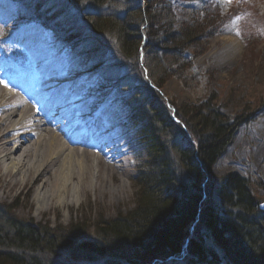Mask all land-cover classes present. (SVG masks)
<instances>
[{
	"label": "rangeland",
	"instance_id": "rangeland-1",
	"mask_svg": "<svg viewBox=\"0 0 264 264\" xmlns=\"http://www.w3.org/2000/svg\"><path fill=\"white\" fill-rule=\"evenodd\" d=\"M172 1L175 7V19L173 20L177 23L189 16L191 10L195 11L201 7L198 1ZM215 1L222 8L223 15H227L238 0ZM244 1L249 5L248 12L250 13L246 15L232 13L224 28L208 43L203 54L192 59L191 64L181 69L182 65L177 66V64L166 61V68L173 66L180 72V77L155 71L154 75L161 74L157 77L162 85L160 89H157L146 78L148 76L154 81L155 76L152 73L148 75L145 72L146 74L141 77L140 72L132 69L129 61L119 57L118 52L112 51L111 48L108 49L111 47L110 44L106 46L105 43L99 41H96L97 46V43L84 39V44L80 47L74 46L75 43L70 44L69 40L64 37L62 43L59 44L54 37L39 26L40 31L37 32V36L44 41V48L50 56L44 58L43 61H38V58L31 56L32 54L27 55L25 53L27 51L18 42V35L25 32L26 28L31 29L32 24H19L14 5L10 0H6L12 10L8 11V18L0 15V25L3 23L0 26L3 28V32L0 33L3 37L0 38V83L2 84L0 86L6 85L9 80L8 69L10 72L23 76L28 81L29 87L33 88L39 85L41 72L51 69L50 67L61 68L64 65L63 77L67 81L68 90L70 89L71 92V89L75 88V93L78 89L82 90L83 99L94 104L95 110L92 112V117L87 120L90 123L89 129L92 128L95 131V125H102L105 133L116 130L113 136L120 140L119 153L123 155L126 163H120L116 170L107 166L101 159L96 162L90 154L92 157H86L89 167L85 169L83 191L79 194L80 201L78 203L69 202L72 196L69 192L65 203L60 204L50 192L56 180L55 173L49 164L41 168L39 166L36 168L34 165V169L27 167L28 173L20 179L21 170L18 174L14 173L12 170H7L6 166L0 162V264H64V262L136 264V257L130 252L131 250L125 249L126 247L122 249V246H118L120 242L113 239L112 242L101 240L98 229L106 228L104 224L120 216L134 214L136 207L140 206L138 200L140 188L136 178L140 169V159L147 160L146 154L142 152L140 155V149L138 151L133 149L135 145H132V137H135V133L128 132L122 124L127 122L129 128L131 127L134 109L142 107L144 99L150 101L151 92L155 93L153 97L165 106L171 117L172 114L176 116L178 122L173 121L178 126L179 132L176 141L181 143L183 148H188V142H190L191 146L197 149L196 144L199 147L202 141L200 133L202 130H205L206 136L210 135L212 127L200 122L202 119L200 115L205 114L199 109L208 102L214 101L217 109L231 120L245 112L247 108L252 116L247 123L242 124L234 132L230 145L213 166L212 173L218 180L215 186L204 166L200 161L198 162V168L203 176L201 178L204 180L198 194L205 199L201 214H198L196 219L186 226L184 235L180 238V250L162 258H148L150 255L148 251L144 254L146 257L140 256L143 261L139 264H185V259L189 257V254L186 256L188 246L196 238L203 239L204 233L198 229L202 222V215L205 210L208 211L209 205H215L214 199L223 187L220 180L228 174L237 173L245 180L249 179L257 191V196L262 200L264 188L258 189L255 186L258 187L257 182L261 183V186L264 185V0ZM144 2L146 6L147 1L144 0ZM29 14L28 12L27 15ZM16 30L18 31L15 32ZM91 34L94 36L93 32ZM106 34L107 32L103 31L102 36ZM94 46L101 50L97 48L95 52L91 51ZM66 48L71 49V52ZM140 56L144 57L143 51ZM108 59L111 63L104 67L105 71L104 69L100 71L98 66H101L105 60L107 62ZM180 63L182 64V61ZM99 72L103 75V82L98 76ZM144 89L149 90V93ZM126 93L129 95L127 100L124 99L121 102L117 100ZM139 93L142 94V98L133 101ZM152 100L154 102L153 98ZM12 103V97L5 92H0V158L3 151L9 148V144L24 134L21 132L18 135L4 137L12 130L5 124L8 109L14 112L19 110L17 107H10ZM204 107L208 108V105ZM174 110L176 113L173 112ZM252 110L253 113H251ZM37 113L44 112L36 111ZM189 125H193L191 126L193 129ZM196 126L200 131L194 128ZM75 148L78 149L77 146ZM89 152L93 151L89 149ZM20 153L16 157H19ZM95 155L99 158L101 153L95 152ZM94 169H96L95 176L92 173ZM147 169L151 170L150 167L145 168V166L142 169L145 175ZM171 170L176 172L179 180L183 181L180 184L189 186L196 196V189L191 188L192 179L190 180L187 173L180 172L182 170L180 165L172 166ZM73 179L76 180V177ZM187 179L190 181L186 184L184 181ZM75 180L73 183L76 182ZM45 198H47L46 203H42L41 199ZM147 203H144L143 207L148 206ZM12 220L20 222L21 225L37 228L38 238L46 233V229L50 231L62 229L60 232L62 234L69 226L79 225L85 231L84 238L95 241L100 246L97 247L95 243L94 246L85 245L79 240L80 248L73 244L78 241L77 239L66 238V235L55 237L51 243L47 242L40 246L37 243L28 244L27 240L31 241L30 237L23 235H20L24 238L23 243L15 242L19 241L20 237L19 232L16 233L10 228ZM13 233L16 236H12ZM165 241L169 243V239ZM15 246L19 247L14 248ZM216 246L221 249L223 256V259L220 255L217 256L218 261L221 260L220 264L227 262L237 264L229 251L223 249L219 243ZM81 249L87 254H78V250L81 251ZM99 249L103 250L104 254L100 255ZM151 251L154 250L151 248ZM167 253L169 250L166 251ZM258 262L260 261L257 259L255 264H262Z\"/></svg>",
	"mask_w": 264,
	"mask_h": 264
},
{
	"label": "trees",
	"instance_id": "trees-1",
	"mask_svg": "<svg viewBox=\"0 0 264 264\" xmlns=\"http://www.w3.org/2000/svg\"><path fill=\"white\" fill-rule=\"evenodd\" d=\"M18 1L25 6L23 0ZM25 1L27 7L24 11L40 18L43 16L38 8L50 10L53 17L49 19L44 17L45 23L50 28H58L61 38L65 37L70 44L75 43L74 46L82 47L84 43L81 38L84 37L86 28L89 29L94 36L90 33L87 40L94 43L99 41L106 46L110 44L111 47L108 49L111 48L112 51L119 53V57L129 61L132 69L140 72L141 77L144 70L148 75L149 73L154 75L156 71L180 77V72L173 66L166 68V61L177 66L182 65L181 69H184L191 64L193 58L203 54L225 20L219 9L209 3L203 5L201 10H191L189 16L177 23L173 20L175 7L171 0H146V9L144 0H76L80 6L79 10L84 8L82 12H87V8L92 7L90 14L76 13L78 16L72 12L69 13L72 15L66 13L58 15L55 7L49 8L42 0ZM105 9L106 11H102ZM55 19L58 21L56 22ZM67 29L70 31L69 34H73L72 37L67 34ZM103 31L107 32L104 37ZM78 36L81 38L76 39ZM143 42L146 44L140 51ZM96 45L98 46V43ZM97 48L100 49L94 46L91 51L95 52ZM142 51L144 57L141 64ZM154 76V81L151 78L149 81L160 89L162 84L158 77ZM144 91L149 93L147 89ZM153 96L155 93L151 92L154 102L151 97L150 101L144 99L142 107L134 109L130 127L135 133V144L140 149V155L143 152L147 159H140V169L136 178L140 188L138 192L140 206L136 207L134 214L120 216L104 224L106 228L98 229L101 240L112 242L113 239L120 242L118 246H122V249L126 247L125 249L131 250L130 252L136 257V264L143 261L141 257H146L144 254L148 251H150L148 258H162L180 250V238L183 237L186 226L195 219L197 205L201 200V194L198 193L204 180L201 178L203 176L198 168V162L200 161L204 166L215 186L218 180L212 173L213 166L230 145L234 132L252 116L247 108L245 112L231 120L217 109L214 101L208 102L199 109L205 114L200 115L202 118L200 122L212 127L210 135L206 136L205 130L200 131L197 128L202 125H197L194 128L198 129L202 136L199 147L196 141L197 149L192 147L190 142L188 148H183L181 143L176 141L179 137L178 126L173 122L165 106L158 103ZM141 98L142 94L139 93L133 101ZM206 105L208 108L204 107ZM184 120L186 122V119ZM187 122L189 123L188 120ZM191 126L193 125H189ZM176 165H180L182 169L180 172L187 173L190 180L192 179L191 188L196 189V196L189 186L181 185L183 181L179 180L176 172L171 170V167ZM144 166L151 168V170L147 169L146 175L142 171ZM190 180L187 179L184 183L187 184ZM220 182L223 187L214 199L215 205H209L208 211H204L198 228L204 233L203 239L196 238L188 246L186 256L189 254V257L185 259V264H220L221 260L218 261L217 256L220 255L222 259L223 256L221 249L216 246L218 243L229 251L237 264H255L257 259L260 261L258 263L264 264V212L259 209L264 197L262 200L259 199L249 179L245 180L237 173L228 174ZM257 184L256 188H264L261 183L257 182ZM146 202L148 206L143 207ZM10 228L16 233L19 232L20 240L15 242L23 243L24 238L20 236L23 235L30 237L31 241L27 240L28 244L37 243L40 246L47 242L51 243L55 237L66 235V238L78 240L73 242L75 246H80L79 240L85 245L94 246L95 243L97 247L100 246L99 243L84 238L85 231L79 225L69 226L62 234L60 233L62 229H57L56 232L46 229L42 237V233L39 235L41 238L36 235L37 228L21 225L16 220H12ZM11 235L16 236L15 233ZM165 239H169V243H166ZM151 248L154 251H151ZM168 250L169 253L166 254ZM81 251L78 250V254H87L82 249ZM99 254H104L103 250H100ZM12 256L16 255L12 254ZM64 264L75 263L64 262Z\"/></svg>",
	"mask_w": 264,
	"mask_h": 264
},
{
	"label": "bare ground",
	"instance_id": "bare-ground-1",
	"mask_svg": "<svg viewBox=\"0 0 264 264\" xmlns=\"http://www.w3.org/2000/svg\"><path fill=\"white\" fill-rule=\"evenodd\" d=\"M42 1L46 2L49 8L55 7L56 14L58 15H62L63 13L68 15L70 12H72L75 16H78L76 13L80 14L82 11H84V8L79 10L80 6L78 5L79 3H76V0H74V2L71 0ZM2 4L8 5L6 0H0V6ZM90 8L92 7L89 6V8H87L88 11L82 13L90 14ZM146 8L147 5L145 6V9ZM0 10L3 12L2 15L5 16L7 11L3 9ZM97 10L99 11V9ZM38 11L43 17L47 19L53 17V13L49 12L50 10L38 8ZM102 11H106V9ZM81 18H83V16ZM55 21L57 22L58 20L55 19ZM7 22H9L8 19ZM84 26L86 27L85 24ZM69 32V29H67V34L72 37L73 34H69ZM90 33V30L86 28V31H84V37L81 38L78 36L76 39L81 38V40H84L86 38L85 40H87L90 37ZM20 38L22 40H28V45L30 46L29 48H38L35 50L36 57L40 56L41 59H44L48 56V53H45L44 50L39 48V40L35 39L32 33L29 31L22 32ZM145 44V42L142 43L139 49L140 51ZM105 61L101 66H98V68L100 67V71H102L104 67L108 65V63ZM58 72L59 71L57 69L47 70L45 74L51 73V76L56 83L51 85L44 84L42 87L37 88V92H33L30 96H27L28 101L33 104L35 110H37L36 108L38 107L45 109L46 116L43 117L45 119H38L39 115L35 114L33 108L26 106L20 101H15L10 105L12 108H22L23 111L21 110L20 112L19 109L17 112H14V110L8 109V113L5 117V124L8 125L12 130L4 137L6 138L9 136L18 135L21 132H24V134L21 137H17L11 142V144H9V148L3 151L0 162L6 166L7 170H12L14 173L18 174L21 170L20 179H23V176L28 173V171H26L27 167H32L34 169V165H36V168L38 166L41 168L44 167L45 164H49V167H51L55 173L54 177L56 180L50 192L54 194L55 198L60 204L65 203L64 201L66 200L67 194L71 192L72 196L70 197L71 200L69 202L78 203L81 199L79 194L81 191H83L85 169L89 167L86 157L90 158L93 156L92 158L96 162H98V159H101L107 166H110L116 170H118L117 167H119L120 163L124 164L126 161L123 155L119 153V150H117V148L121 147L119 143L120 140H111L109 138L114 137L113 134L116 132V130H111V132L105 133L101 129V125H95V131H93V133L96 135V141L94 139H90V142H93L91 144L92 149H95L98 144H105L104 150H102L104 153L98 158L94 151L92 152L94 154L89 152V145L86 143V141L91 134V129L86 132L84 127L80 128L79 126L86 122V120L89 118V113H92L94 108L92 104H86V102L75 100L71 101L70 90L67 91L66 89H63L67 82H63L62 80L58 81ZM145 72L147 73L146 70ZM146 78L149 80L148 76ZM43 81H45V79H43ZM43 88L46 89L43 90ZM22 91L25 94L27 93L25 89H22ZM44 95L46 96V99L44 104L41 105L39 99L45 98ZM49 96L51 98H48ZM52 96L59 97L60 99L53 98L52 100ZM174 122L176 121L174 120ZM78 128L79 132L77 133V136L81 138L74 141L75 138H77L75 136L72 138V140L67 141V136L75 132V130ZM78 142L83 144L82 148L84 147V151L81 148L78 150L75 149V146H80ZM19 152H21L20 156L16 157ZM112 168L110 169L112 170ZM92 173H94L95 176L96 169H94ZM74 177H76V180L73 179ZM73 180L76 182L73 183ZM46 199L47 198L41 199V202L46 203ZM204 199L205 197H201V200L197 205L196 217L198 214H201V208L204 203ZM7 224L9 225V223Z\"/></svg>",
	"mask_w": 264,
	"mask_h": 264
},
{
	"label": "snow or ice",
	"instance_id": "snow-or-ice-1",
	"mask_svg": "<svg viewBox=\"0 0 264 264\" xmlns=\"http://www.w3.org/2000/svg\"><path fill=\"white\" fill-rule=\"evenodd\" d=\"M3 32V28L2 27H0V33H2ZM0 38H3L2 36H0Z\"/></svg>",
	"mask_w": 264,
	"mask_h": 264
},
{
	"label": "water",
	"instance_id": "water-1",
	"mask_svg": "<svg viewBox=\"0 0 264 264\" xmlns=\"http://www.w3.org/2000/svg\"><path fill=\"white\" fill-rule=\"evenodd\" d=\"M262 208H264V206Z\"/></svg>",
	"mask_w": 264,
	"mask_h": 264
}]
</instances>
